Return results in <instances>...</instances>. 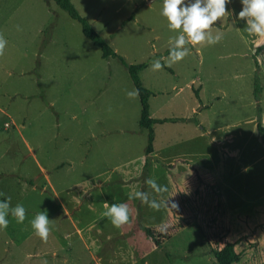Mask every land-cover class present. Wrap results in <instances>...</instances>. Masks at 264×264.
Instances as JSON below:
<instances>
[{
  "label": "rangeland",
  "instance_id": "374dc122",
  "mask_svg": "<svg viewBox=\"0 0 264 264\" xmlns=\"http://www.w3.org/2000/svg\"><path fill=\"white\" fill-rule=\"evenodd\" d=\"M70 2L127 64L146 63L139 80L151 92L149 117L172 122L152 126L146 156L138 100L127 96L133 87L119 63L102 60L52 2L0 0L8 41L0 56V202L10 196V209H26L23 223L9 215L0 230V264H215L212 252L225 243L239 255L234 264H264V141L255 130L258 116L264 127V48L254 54L264 37L245 31L240 0L171 67L165 51L179 30H169L163 0ZM154 60L161 70L151 69ZM149 178L167 191L154 193ZM137 191L159 210L132 198ZM104 202L128 204L130 223L113 227ZM44 210L47 242L30 225Z\"/></svg>",
  "mask_w": 264,
  "mask_h": 264
},
{
  "label": "clouds",
  "instance_id": "9594fccd",
  "mask_svg": "<svg viewBox=\"0 0 264 264\" xmlns=\"http://www.w3.org/2000/svg\"><path fill=\"white\" fill-rule=\"evenodd\" d=\"M231 0H193L191 3H185V0H163L161 15L166 18L169 30H179V35L174 41V47L170 51V60L167 64L171 67L173 64L183 60L189 51L185 48L187 43L199 45L206 39V31L217 22L221 17L229 14L227 5ZM242 8L236 16L245 21V31L250 36L264 37V0H240ZM187 38V39H186ZM221 37L217 36L208 40L210 45H215ZM8 41L3 33H0V56L4 55ZM162 65L159 60H154L151 64L153 71L161 70ZM129 98H138L139 90L133 89L127 92ZM147 185L156 194L162 195L167 188L160 185L156 179L149 178ZM0 192V196H4ZM147 204L154 210H159L160 203L152 198L146 191H137L132 197ZM11 197L8 196L3 202H0V230L6 229L9 224L8 216L11 215L17 223H23L26 218V209L22 204H17L10 209ZM170 208H177V204L171 200L166 202ZM103 216L106 217L111 225L117 229L130 223L131 211L126 203L104 202ZM51 223L47 216V210L41 211L30 221L31 229L34 235L42 242H47L51 234Z\"/></svg>",
  "mask_w": 264,
  "mask_h": 264
},
{
  "label": "trees",
  "instance_id": "16d2710c",
  "mask_svg": "<svg viewBox=\"0 0 264 264\" xmlns=\"http://www.w3.org/2000/svg\"><path fill=\"white\" fill-rule=\"evenodd\" d=\"M43 2H52L56 7H58L62 12L66 14V16L75 21L79 25V30L81 35L87 39L93 47H95L99 51L100 58L102 60L114 59L119 65L124 69L133 89L139 90V96L137 98L139 105V113L137 119V127L146 132V146L144 149V153L146 156L152 153V141H153V130L152 126L155 123H166L172 122V120L162 119V120H154L149 117L148 111V99L151 96V92L144 88L141 85L139 80V73L146 67V63L141 62L137 64H127L120 56H118L108 45V42L99 36L95 31L91 28L89 23L81 17L76 9L71 4L70 0H42ZM132 18L130 15L126 20L129 21ZM264 48V44L256 47L254 54L257 55ZM172 49L166 50L165 55L170 54ZM163 67V66H162ZM164 69L168 70L164 67ZM260 94V87L258 83V78L256 77V70L254 72L253 80H252V97L256 102V111L259 114L258 100ZM193 95L196 99H198L196 92H193ZM175 122V120H173ZM255 130L261 136V139L264 141V127L261 126L259 121V116L256 119ZM145 166V163L144 165ZM146 235L152 240V243L156 247H160V242L154 236V231L151 228H145ZM166 255V254H165ZM212 256L215 264H234L239 260V255L234 251L233 244L225 243L220 249H216L212 252Z\"/></svg>",
  "mask_w": 264,
  "mask_h": 264
},
{
  "label": "crops",
  "instance_id": "0c3cea01",
  "mask_svg": "<svg viewBox=\"0 0 264 264\" xmlns=\"http://www.w3.org/2000/svg\"><path fill=\"white\" fill-rule=\"evenodd\" d=\"M131 19H132V18H131ZM131 19H130V20H131ZM130 20H129V21H130ZM71 226H74V225H73V223H72V225H71Z\"/></svg>",
  "mask_w": 264,
  "mask_h": 264
}]
</instances>
